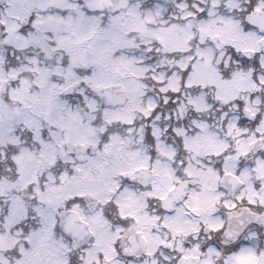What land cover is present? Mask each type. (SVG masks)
Returning a JSON list of instances; mask_svg holds the SVG:
<instances>
[{"label": "snow or ice", "instance_id": "snow-or-ice-1", "mask_svg": "<svg viewBox=\"0 0 264 264\" xmlns=\"http://www.w3.org/2000/svg\"><path fill=\"white\" fill-rule=\"evenodd\" d=\"M0 264H264V0H0Z\"/></svg>", "mask_w": 264, "mask_h": 264}]
</instances>
